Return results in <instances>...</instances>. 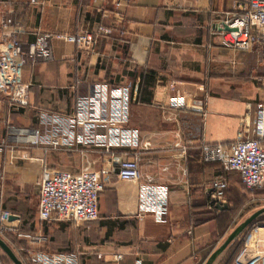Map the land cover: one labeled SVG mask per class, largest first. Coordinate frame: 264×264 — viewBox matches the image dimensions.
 I'll return each mask as SVG.
<instances>
[{
    "label": "crops",
    "instance_id": "obj_1",
    "mask_svg": "<svg viewBox=\"0 0 264 264\" xmlns=\"http://www.w3.org/2000/svg\"><path fill=\"white\" fill-rule=\"evenodd\" d=\"M0 1L15 17H25L18 38L26 56L22 80L30 92L29 106L20 110L0 95V142H7L0 151V213H10L11 228L6 234L41 233L47 241L34 249L74 254L78 264H200L231 232L233 202L247 195L237 172L202 160L201 145L231 144L244 114L264 105V93L254 87L258 78H248L264 75L260 46L251 53L233 50L215 33L240 0H130L120 7L116 0ZM100 25L111 32L97 37L89 50L58 37ZM39 38L46 39V55L32 46ZM147 71L156 76L145 96L150 103H143L138 86ZM95 84L128 91V122L98 131L118 134L124 144L108 153L81 145L45 152L41 140L57 123L45 125L42 116L74 113ZM127 129L139 138L140 179L121 181L111 173L93 222H40L41 164L29 156L73 173L111 168L133 151L125 144ZM220 176L228 181L225 209L209 205L210 184ZM258 229L253 235L264 236V228ZM25 243L19 240V249ZM249 249L242 251L248 257L255 246Z\"/></svg>",
    "mask_w": 264,
    "mask_h": 264
},
{
    "label": "built area",
    "instance_id": "obj_2",
    "mask_svg": "<svg viewBox=\"0 0 264 264\" xmlns=\"http://www.w3.org/2000/svg\"><path fill=\"white\" fill-rule=\"evenodd\" d=\"M36 3L37 0H30ZM130 0H116L117 7L128 4ZM0 1V95L5 96L8 106L20 110L29 106V86L22 80V70L26 63L25 53L20 48L18 33L25 28V17H15L13 8L5 9ZM227 27L228 29H225ZM110 29L100 25L96 30L81 29L73 34L58 37L74 44L82 50H89L97 37L107 35ZM224 47L233 50L252 52L256 46L264 51V0H240L234 11H226L224 18L215 32ZM35 52L47 54L45 38H39L32 44ZM129 95L127 89L95 84L91 96L80 99L74 113L61 116H42L45 125L57 123L55 130L44 135L41 143L45 152L49 149L69 148L77 145L100 147L110 152L113 147L124 144L121 136L100 134L99 130H108L125 125L128 122ZM176 108L179 103L173 100ZM128 138L125 143L133 151L129 156L118 158L116 166L102 167L100 170L84 169L73 173L49 167L44 158L29 156L30 160L39 161L38 211L40 222L90 223L98 219L99 195L104 181L111 173H116L121 181H135L141 177L139 138L133 130L124 131ZM147 149L149 143L142 144ZM7 147V142H0V151ZM183 153L185 149L183 148ZM201 158L205 162L219 163L224 170L238 173L239 180L246 190L264 187V105H259L252 113L247 111L240 121V130L231 144H202ZM14 159V156L12 157ZM209 205L215 207L227 203L228 181L220 176L211 184ZM10 213H0V232L11 231L7 226ZM24 239L27 246L20 248L30 264H78L74 254H51L41 249H34L47 241L41 233L16 232ZM244 252V250H243ZM238 256L235 264H264V239L255 244V254ZM122 254H116L120 260ZM137 264H140L139 262Z\"/></svg>",
    "mask_w": 264,
    "mask_h": 264
},
{
    "label": "rangeland",
    "instance_id": "obj_3",
    "mask_svg": "<svg viewBox=\"0 0 264 264\" xmlns=\"http://www.w3.org/2000/svg\"><path fill=\"white\" fill-rule=\"evenodd\" d=\"M261 51H262V58H264V51L262 50V48H261ZM248 53H251V52H248ZM249 71H250V68H249ZM250 72H252V71H250ZM255 72H257V70H255ZM250 76H252V77H250ZM254 77L255 78H258V79H255L253 81L254 82V87L256 88L257 85L260 86L259 89H258V92L259 93H264V80H263L264 79V75L260 74L258 76V75H255V74H252L251 73L248 76V78H254ZM251 89H253V88L251 87ZM66 161H68V159ZM69 161L72 162V160H70V159H69ZM65 169H68V168H65ZM90 169L91 170L92 169H95L96 170L97 168H94V166H93V168H90ZM245 191H246L247 195H244V199L243 200L239 199V200H235L233 202V207L236 210V213H237L236 215L237 216H235L236 217V222L232 225V227L234 226L232 228V230L238 224H240L245 218H247L248 216H250L253 212H255L256 210H258V209H260L262 207H264V187L263 188H256V189H253V190H245ZM258 228H264V215H262V217H261L260 221L258 222V224H256L251 230L245 231L240 236V239H239V242L240 241H243V242L245 241V247L248 246L250 248L249 251H251V252H252V246H255L256 241L259 238L260 239H264V236L256 237V235H253V233L255 231L257 232V230H259ZM0 237L3 238L8 243V245L13 249V251L15 252V254L20 259H21V257H23L26 260L25 254L23 252L19 251V246L17 244V243H19V240L22 241L21 238H18V236H16V237L14 236L15 238H13L12 236H10V235H8L6 233H1V232H0ZM245 247H244V249H245ZM223 260H224V258H223ZM223 260L222 259H221V261L220 260L219 261L217 260L214 264H223ZM0 264H13V262L2 251L1 248H0Z\"/></svg>",
    "mask_w": 264,
    "mask_h": 264
},
{
    "label": "trees",
    "instance_id": "obj_4",
    "mask_svg": "<svg viewBox=\"0 0 264 264\" xmlns=\"http://www.w3.org/2000/svg\"><path fill=\"white\" fill-rule=\"evenodd\" d=\"M155 72L154 71H147L145 72V74H143V76L141 77V81L139 83L138 86V97L137 100H139L140 102L143 103H150V95H151V90L150 92L148 91L149 86H151V84L154 83V79H155ZM145 94V95H144ZM147 95H149L148 97H145ZM244 190H246L244 188ZM238 212V211H237ZM236 210L234 209V207H232L231 209H229V216L231 217V228L232 225L236 222ZM264 215V214H263ZM262 215L257 218L253 223H251L240 235L239 237L232 242L229 246H228V253L225 256L224 260H223V264H234L236 259L238 258V256L240 255V253L242 252V250L245 247V241H240V236L245 232V231H249L251 230L256 224H258V222L260 221ZM17 246V245H16ZM216 249V245H213V247L211 248V250L203 257L202 261L200 264H204L205 261L207 260V258L211 255V253ZM21 260L24 264H29L27 262V260H25L23 257H21ZM218 260V259H217Z\"/></svg>",
    "mask_w": 264,
    "mask_h": 264
},
{
    "label": "water",
    "instance_id": "obj_5",
    "mask_svg": "<svg viewBox=\"0 0 264 264\" xmlns=\"http://www.w3.org/2000/svg\"><path fill=\"white\" fill-rule=\"evenodd\" d=\"M225 29H228L225 27ZM220 209L228 208V204L217 205ZM264 214V207L256 210L250 216L245 218L240 224H238L225 238V240L211 253L204 264H214L217 259L222 255V253L228 248V246L234 242L239 235L257 218ZM0 248L8 256V258L13 262V264H24L22 260L15 254L13 249L8 245V243L0 237Z\"/></svg>",
    "mask_w": 264,
    "mask_h": 264
}]
</instances>
